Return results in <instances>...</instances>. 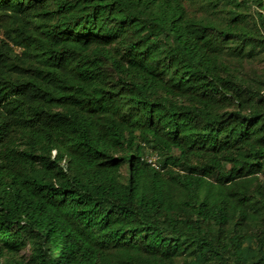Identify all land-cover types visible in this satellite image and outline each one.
<instances>
[{
  "label": "trees",
  "instance_id": "1",
  "mask_svg": "<svg viewBox=\"0 0 264 264\" xmlns=\"http://www.w3.org/2000/svg\"><path fill=\"white\" fill-rule=\"evenodd\" d=\"M261 6L0 0V264H264Z\"/></svg>",
  "mask_w": 264,
  "mask_h": 264
},
{
  "label": "built area",
  "instance_id": "2",
  "mask_svg": "<svg viewBox=\"0 0 264 264\" xmlns=\"http://www.w3.org/2000/svg\"><path fill=\"white\" fill-rule=\"evenodd\" d=\"M257 9L262 14V16L264 17V0H262V6L257 8ZM145 159L148 163H150L154 167H159L157 154L148 155L145 157Z\"/></svg>",
  "mask_w": 264,
  "mask_h": 264
},
{
  "label": "rangeland",
  "instance_id": "3",
  "mask_svg": "<svg viewBox=\"0 0 264 264\" xmlns=\"http://www.w3.org/2000/svg\"><path fill=\"white\" fill-rule=\"evenodd\" d=\"M257 65L260 66L261 68L264 67V61H263V60L260 61L259 63H257ZM258 66H257V67H258Z\"/></svg>",
  "mask_w": 264,
  "mask_h": 264
}]
</instances>
